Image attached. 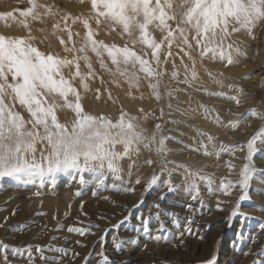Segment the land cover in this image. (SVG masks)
<instances>
[{"label": "rangeland", "instance_id": "obj_1", "mask_svg": "<svg viewBox=\"0 0 264 264\" xmlns=\"http://www.w3.org/2000/svg\"><path fill=\"white\" fill-rule=\"evenodd\" d=\"M38 2L53 5L55 14L34 20L31 16L21 14L31 7V0H6L5 4L0 3V34L34 37L31 41L33 45L46 54L68 59L88 56L95 72L94 77L87 79L88 89L83 88L80 78L72 81L80 92L84 111L94 116L107 117L113 122L120 117L118 112L122 109L128 114L122 97L131 88L125 80L130 71L139 73L138 70L121 63L120 70L125 73L121 75L116 71L112 60L105 59L109 56L106 52H103L105 57L102 58L107 67L103 68L100 65L101 57L88 53L87 48L84 52L78 50L85 46L83 39L85 40L87 31L82 20L89 18V23L96 29L97 40L108 45L128 46L148 59L152 50L139 40V30L136 32L138 37L133 40L135 43L130 41L128 45L122 44L115 39L120 38L123 32H117V26L109 24L103 18L97 25L92 8L79 12L72 10L75 9L73 5L77 7L85 3L91 7V0L72 1V6L67 0ZM39 11L43 12V9ZM64 16L68 17L66 22ZM76 17L81 19L73 23ZM56 24H59V28L55 27ZM260 28L233 34L242 41L228 49L233 58L232 63L227 62L226 65L230 68V75L236 76L241 83L233 80L228 84L210 82V89L213 91L208 96L205 88L202 89L203 92L192 91L196 96L191 94L189 98H192L193 105L199 107L198 111L182 103L186 99L188 101V97L185 99L188 90L183 88L184 85L180 86L182 91L168 86L166 106L170 113L165 119L160 115L149 117L143 110L136 114L130 113L131 118H135L133 123L137 125V131L145 127L157 130L159 135L160 128L174 132L166 136L172 137L171 139L165 140L169 153H152L149 147L145 148L144 143H140L138 153L133 148L130 157L120 161L122 179L114 180L109 174L106 187H97L88 174H85L88 183L81 184L75 173H60L54 182L45 178L44 183H40L38 178L0 179V242L9 245L7 251L0 249V264H102V257L99 255L101 252L108 257L109 264H205L213 258L215 264H264V229L260 227L264 223V134L257 140V151L252 157L251 167L256 171L249 180V199L239 200L244 193L236 183L241 179L244 164L248 163L247 142L264 128V27ZM68 29L72 32L71 40ZM112 32H117V38H111ZM61 40L65 44H61ZM65 46L73 48V51L65 52ZM168 51L172 55L165 58L163 65L166 69H180L186 75L183 81L187 77L196 79L202 73L193 63L192 47L189 49L181 42H176L174 48L166 50V54ZM79 62L81 71L87 73V62L83 59ZM215 63L217 68L224 65L218 57ZM74 71V66L63 69L66 77ZM193 71L196 72L195 78L192 77ZM238 88L245 94L239 95ZM228 97H238L239 104ZM207 98H211L213 102L209 103L205 100ZM58 99L60 101L59 97ZM6 102L13 103L11 97H6ZM88 103L90 107L86 109ZM14 108L26 121L31 119L30 113L18 101L14 102ZM179 110L181 116H175ZM186 111L196 114L198 120L192 122ZM57 116L69 128L75 119V113L67 108L58 110ZM175 117L179 120H173ZM211 124L222 132L217 140L218 148L212 151L214 164L206 160L202 163L199 160L184 159L180 152L182 150L178 149H192L193 156L207 154L199 143L195 145L188 141L194 136L203 144L201 140L207 134L202 127ZM157 125H160L159 129ZM27 127L31 129V123ZM37 130L43 134L42 127ZM142 132L145 134V131ZM36 147L39 156L44 144L37 143ZM117 150L122 151L123 146L117 145ZM147 160L153 162L147 164ZM180 164L187 168L178 167ZM208 164L217 170L224 169L222 175L214 173V176H221L220 181L216 182L232 181L235 184L228 194L218 191L221 184L217 187L212 185L210 192L206 181L190 175L197 172L206 177L207 174L213 175L212 170L211 173L204 171ZM169 170L172 173L174 191H169L168 186L163 183L169 179ZM153 175L159 177V183L149 188L148 182ZM138 178L139 184L136 183ZM193 179L199 186L196 200L185 190ZM113 184L119 189L130 187L134 190H117L112 187ZM238 202L239 211L247 215L229 219ZM156 204L160 207H154ZM156 212L161 213L159 221L156 219ZM125 217L128 219L125 220ZM146 218H150L148 231L139 226L142 219ZM173 219L179 223L174 224ZM161 222L164 224L163 231L159 230ZM117 224H120L119 228L114 229L112 226ZM70 227L87 228L90 231L82 235L70 232ZM156 236H161L162 239L157 240ZM101 237H104L103 241ZM116 243H122L119 250L115 247ZM29 246L31 257L26 251ZM57 248L66 251L58 252ZM15 249L21 251L16 252Z\"/></svg>", "mask_w": 264, "mask_h": 264}, {"label": "snow or ice", "instance_id": "obj_2", "mask_svg": "<svg viewBox=\"0 0 264 264\" xmlns=\"http://www.w3.org/2000/svg\"><path fill=\"white\" fill-rule=\"evenodd\" d=\"M91 4L97 25L103 18L113 25L121 26L123 33L129 35L133 30L138 29L139 40L152 50L156 65L161 63L160 50L165 42L170 49L178 36L184 46L189 49L192 47L188 35L189 30H194L192 41L201 47V56L212 53L221 59L227 58L231 64V53L220 44H215L216 39L218 37L223 39L228 35L229 24L233 20L240 25V28H251L258 20L264 19V0H180L179 7L184 10L179 17L174 11L173 0H91ZM40 9H43V12L39 11ZM21 14L25 17L31 16L34 20H40L42 16L55 13L53 5L31 0V7ZM63 19L66 22L68 17L64 16ZM79 19L81 18H74L73 23ZM170 22H174L175 27ZM82 23L87 29L85 46L78 51L84 52L86 48H90L98 57H101V67H107L102 58L103 52H106L111 57L112 63L116 65V71L121 75H125L120 70L121 63L133 66L138 64L147 77L159 75L152 67V63L133 48L120 47L115 44L108 45L102 40H97L96 29L89 23V18H83ZM150 26L166 32L161 41L157 42L154 38L149 30ZM55 27L59 28V24ZM232 30L238 31L239 29L233 28ZM68 31L69 40H71L72 32L70 29ZM33 39L34 37L31 36L25 38L0 34V179L15 177L35 180L38 178L40 183H44L45 178H50L54 182L57 174L60 173L69 175L75 173L79 182L86 184L88 180L85 174H88L97 187H106L105 182L109 174L114 180H121L120 161L130 157L133 148L138 153L140 143H144V147L148 148L151 141L145 142L147 138L143 136L142 130L137 131V125L133 123L135 118L126 119L127 113L122 112L120 117L113 122L107 117L94 116L84 111L80 102V92L72 81L80 78L83 88L88 89L87 79L95 76L88 56L68 59L59 55L46 54L33 45L31 42ZM61 44H65V41L61 40ZM228 47L231 48V45ZM64 50L71 52L73 48L65 46ZM171 55V51H168L166 58ZM81 59L87 62V73L81 71L79 62ZM193 63H195L194 59ZM71 66H74L75 71L66 77L63 69ZM9 76H11V82H9ZM192 77H196L195 71L192 72ZM151 87L158 89L157 84H152ZM154 94L157 99L160 98L158 90ZM218 95L225 94L218 93ZM6 97H11L13 103L6 102ZM57 97L62 103L56 99ZM228 98L234 99L237 104L240 102L238 97ZM15 101L27 109L30 113V120L26 121L15 110ZM62 108L71 109L75 113V119L71 122L70 128L68 124L61 123L58 119L57 112ZM29 123L32 125L31 129L27 127ZM39 127H42L43 134L37 130ZM159 128L160 125H157V129ZM262 134H264V128L247 142L248 163L244 164L240 173L241 179L236 182L244 193L239 197L240 201L250 198L247 189L251 174L256 171L251 167L252 157L257 151L255 145ZM171 138L162 137L156 151L158 153L168 151L165 147V140ZM152 139H155V135ZM37 143L44 144L39 156H37ZM117 145H122L123 150L118 151ZM152 162L151 160L146 161L147 164ZM168 163L175 162L168 161ZM178 167L187 168L183 164ZM164 170L162 167V171ZM171 175L169 170V179L163 183L168 186L169 191H174ZM190 175L206 181L209 191H212V180L209 177L202 176L198 172L190 173ZM136 183H140L139 178ZM158 183L159 177L153 175L148 182V187L151 188ZM234 186L232 181H228L222 183L218 191L228 194ZM112 187L123 191L134 190L130 187L119 189L115 184ZM185 190L193 200L197 199L199 186L195 179L187 184ZM160 198L163 199L162 196ZM154 207L159 208L160 206L156 204ZM239 207L238 202L229 219L238 215H247L241 213ZM169 215L174 216L175 214L169 213ZM155 216L159 221L161 213L156 212ZM126 219L128 217H125ZM149 221L150 218L142 219L139 226L144 231H148ZM172 222L179 223L176 219ZM122 223L123 221L120 222ZM120 224L112 227L119 228ZM260 227L264 229V223ZM68 230L82 235L90 231V229L80 227H70ZM159 230H164L163 222L160 223ZM103 239L104 237H101L102 241ZM155 239L160 240L162 237L156 236ZM113 240L115 241V238ZM115 247L119 250L122 243H116ZM8 248L9 245L0 242V249L7 251ZM15 251L20 252L21 250L15 249ZM26 251L31 257V246ZM56 251L65 252L66 250L57 248ZM99 255L102 257V264H109L108 257L103 252ZM205 264H215V259H210Z\"/></svg>", "mask_w": 264, "mask_h": 264}, {"label": "bare ground", "instance_id": "obj_3", "mask_svg": "<svg viewBox=\"0 0 264 264\" xmlns=\"http://www.w3.org/2000/svg\"><path fill=\"white\" fill-rule=\"evenodd\" d=\"M67 1H68V4L70 6H72L73 5L72 1L75 2L76 0H67ZM0 3L5 4L6 0H0ZM179 3H180V0H173L174 9L176 10V11L175 10L174 11L178 15V17H179V14L184 10V9H181L179 7ZM73 6H75V9H72V10H76L78 12L84 11L85 9H88V8L90 10L92 8V5L90 7V5H88L87 3L82 4V5L80 4L77 7H76V5H73ZM103 20L109 22V24L111 23L108 20H105V19H103ZM170 23H172V26L175 27L174 22H170ZM116 26H117V32L119 30H121L123 32V29L121 26H119V25H116ZM260 26L264 27V19L258 20L251 28H240V25L236 21L233 20L229 24L228 35L223 37V39H220L218 37L214 43L220 44L227 52H229L228 51L229 45H231V48H233V47H235L234 44H239L242 41L241 39L233 36L234 32H237V31H233L232 30L233 28L239 29L238 31H240V33H245L248 30L259 29ZM149 30L152 33V35L154 36V38L157 40V42L161 41L163 39V37L166 35V32H162L161 30H159L153 26H150ZM137 31H138V29L133 30L131 35H129L127 33H122L120 38H117V34H116L117 32H115L114 34L112 32L111 38H117L119 40L115 39L116 41H121L122 44L128 45L130 43V41H133L138 37V34H136ZM194 34H195L194 30H189L188 35H189V40L192 43L195 68H199L202 70V73L199 74L196 77V79H192V78L188 79V77H187L188 82L185 83L183 81V79L185 78L186 75H184L180 69L179 70L166 69V67L163 65V63H164L163 61L166 58V50H169L167 42H165V44L162 46V48L160 50L161 63L159 65L155 64L153 57H152V53H151V56L148 58L150 63H152V67L159 73V75L147 77V75L143 71L140 70V66L138 64L135 66H133L132 64H129V67L133 66V67H131V69H133V70L137 69L140 74L130 71V73L127 75V78L125 80L128 83V85H130L129 87L131 88V90L128 91V94L125 95L124 97H122L125 100V103L127 105L126 109L128 110V114H127L126 119L131 118V116H130L131 112L133 114H136V113L140 112L141 110H143L145 112V114L149 117H152V118L153 117H159V115H160L162 118L165 119V117H167L168 114L170 113L167 111V106H166L168 103V98H169L166 96L168 86H173L176 89H181L180 86L184 85L185 87H183V88L188 90L187 91L188 95H186V97H185V99L188 97V101L186 99V102L183 101L182 103H185L188 107H190L194 110H197V109H199V107H197V105H193L194 102H192L193 101L192 98H189V95H191V94L193 96H196L192 93V91H195V90L199 91L200 90L201 92H203L202 89L205 88L204 91H206V95L208 96L213 91L212 89H210V86H211L210 82H212L214 84L217 82L228 84L229 81H231V80H233L235 83H237L239 81V79L236 78V76L233 77L234 75H232V76L230 75V73H229L230 68L226 65L228 62L227 58L221 59L218 55L214 56L212 53H207L204 56L200 55V52L202 50L201 47L197 46L195 44V42L192 41V36ZM174 41L180 43L181 39L177 36V38ZM176 42L172 43L171 48H174V43H176ZM83 43H85L84 39H83ZM87 50H88L87 51L88 53L91 52L92 55H96V53L92 52L90 48H87ZM175 50L177 52L179 51V49H176V48H175ZM102 52H103V50H102ZM102 57H105L104 53H103ZM106 57L107 58H105V59H108V60L111 59L109 56H106ZM217 57H218V59L220 58L222 60V63L224 64V65H221V67H219V68H217V66H218L217 63H215V59ZM124 66H126V64H124ZM174 73L176 75H173ZM209 73H210V75H209ZM237 74H239V71L237 72ZM137 77H138V79H137ZM238 83H241V82L239 81ZM152 84H157L158 89H153L151 87ZM157 90L160 92V98L159 99H157L155 94H154L155 91H157ZM182 90L183 89H181V91ZM237 92L239 95L245 94V92L242 93L240 88H238ZM56 99L59 100L58 97ZM190 100H191V102H189ZM205 100L209 101V103H210V101L213 102L211 100V98H210V100L208 98ZM116 101H118V100H116ZM179 101L181 102V100H179ZM83 102L85 105V100H83ZM89 107H90V103H88L86 105V109H88ZM122 112L125 113V111L122 109L120 112H118V114L120 113V115H121ZM126 113H127V111H126ZM186 113L191 116L190 119L192 120V122L198 120V116L196 114H194L192 112H187V111H186ZM177 115L181 116L180 110L178 113H175V116H177ZM173 120H179V119L175 117ZM202 128L205 129L206 134H207L205 136V139L201 140V142H203V144L200 143L199 139L198 140L195 139L194 136L188 142L195 144V145L199 143L200 146H202L205 149V152L208 155L206 154L204 156H199V155L193 156L194 151L192 149H188V148L187 149L186 148L185 149H178V150H182L180 152H181V156L184 159H188L191 161H198L199 160L202 163H203V161L205 162V160H206V162L209 161L211 164H214V154L212 151L214 150V148H218L217 147V140H218L219 136H221L222 132L215 129L212 124L207 125V126H203ZM166 129L160 128L159 130L161 132V135H159L158 133H156L157 130L153 131V130H150V129L145 128V127L142 128V130L145 131V134L143 132H142V134L144 137L147 138L146 142L151 141L149 148L153 151V152L151 151L152 153L156 152V148L159 146V140L162 137H166L167 134L169 135L170 133H174L173 131L169 132V130H166ZM153 135H155L154 140L152 139ZM192 147H194V145H192ZM164 153H169V151H166ZM170 153L172 154V152H170ZM211 170L214 171L213 175L207 174V176L212 180V185H216V187H217L219 184H222L221 182H216V181H220L219 178L221 176H214V173L216 175H220V174L222 175L224 172V169L217 170V169L213 168V165L210 166V164H208L204 171H208V172L210 171V173H211Z\"/></svg>", "mask_w": 264, "mask_h": 264}]
</instances>
